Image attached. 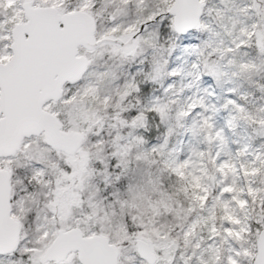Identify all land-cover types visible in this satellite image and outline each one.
<instances>
[{
    "label": "snow or ice",
    "instance_id": "1",
    "mask_svg": "<svg viewBox=\"0 0 264 264\" xmlns=\"http://www.w3.org/2000/svg\"><path fill=\"white\" fill-rule=\"evenodd\" d=\"M0 264H264V0H0Z\"/></svg>",
    "mask_w": 264,
    "mask_h": 264
}]
</instances>
